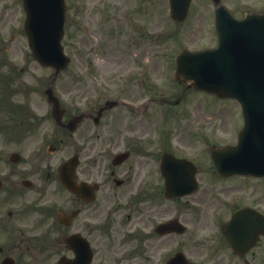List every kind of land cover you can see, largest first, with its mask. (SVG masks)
<instances>
[{"label":"rangeland","instance_id":"1","mask_svg":"<svg viewBox=\"0 0 264 264\" xmlns=\"http://www.w3.org/2000/svg\"><path fill=\"white\" fill-rule=\"evenodd\" d=\"M67 2L70 3V30L65 36L64 45L66 53L72 58L69 71L85 75L84 63L88 59H94L97 69L95 75L101 76L108 83L117 78L116 69L124 70L125 66L137 67L139 74H143L145 78L143 80V77H140L139 83L136 81V84L127 90L124 89V94L122 93L124 96L136 101L145 94L164 92L167 96H171L173 102L168 108L152 105L146 117L135 120L133 124L128 123V115H123L121 119L126 131H132L138 137L145 136L143 138L147 140L141 141V148L146 152H154L155 157L160 155L164 149L163 142L166 141L168 143L164 142V145L169 150L175 151L173 144H178L182 152L195 156L202 162L206 161L207 165L208 162L211 163L208 146L204 150L206 145H200L197 138L203 133L207 135L204 136L205 138L222 141L237 124L235 115L237 108L231 103L227 105L214 102L219 100L209 94L193 93L201 96L194 100L189 96L188 91L183 94V87L178 88L176 92L175 81L171 74L173 58L182 46V40L196 45L194 47L210 46L214 43V31L210 25L212 7L210 8L209 2L195 1L196 8L193 10L190 22L183 27V31H176L179 26L163 16L168 10L167 0H68ZM226 2L230 3L238 14L247 7H264V0H226ZM24 22L22 0H0V64L3 60L9 59L12 67L20 73L22 81V84L18 83L17 87H20L18 92L14 93L12 100L7 101L5 105L11 106L13 112L14 107L16 110V106L22 107L27 103V106L39 115H44L48 113L46 97L42 95L41 98H35L31 92L37 89L44 91L48 87V80L53 70L41 67L33 60L24 32ZM148 32L150 36L151 33L156 35L169 32V37L147 38L145 35ZM175 32L177 35L171 38V33ZM0 73L13 74L10 67L8 69L0 67ZM68 74L69 72L66 71L59 76L57 91L89 89L91 82L77 83L71 74L69 82ZM178 99L179 102L176 104ZM8 117L0 110L1 121L18 120L15 114L12 115V119ZM51 123V120L43 121L40 130ZM156 138L160 141L154 145ZM4 143L8 152L21 149L0 136V145ZM141 161L147 165L149 160ZM201 179L206 180V183L196 197L186 201L171 202L169 215L185 221L189 229L185 235L171 238L166 243L172 254L181 247V251L196 264L204 256L202 252L206 249L205 245L216 241L215 237L200 239L199 236H212L210 232L219 228L214 224L220 225L228 216L230 207L224 202L231 201L229 198L232 188L242 189L244 195H252L251 199L255 200V203L257 201L264 203L263 182L221 180L210 175ZM218 249L215 264H230L226 259L232 255L223 238L219 240ZM147 251L152 257L145 255L144 251V257L148 259L144 264H153L151 262L154 257L153 249L147 248ZM252 261L253 264H264V244L255 251Z\"/></svg>","mask_w":264,"mask_h":264},{"label":"flooded vegetation","instance_id":"2","mask_svg":"<svg viewBox=\"0 0 264 264\" xmlns=\"http://www.w3.org/2000/svg\"><path fill=\"white\" fill-rule=\"evenodd\" d=\"M62 108L52 139L40 142L32 125L22 124L25 137L10 142L21 149L0 150V264L146 263L138 251L160 252L171 236L155 233L169 215L170 198L161 173L141 161L148 160L145 136L106 119L85 120L71 133L70 98ZM96 109L88 112L94 116ZM74 156L70 182L66 164ZM238 260L233 264H246Z\"/></svg>","mask_w":264,"mask_h":264},{"label":"water","instance_id":"3","mask_svg":"<svg viewBox=\"0 0 264 264\" xmlns=\"http://www.w3.org/2000/svg\"><path fill=\"white\" fill-rule=\"evenodd\" d=\"M37 1L39 0H26V9L29 11L27 32L30 45L40 62L46 65H54L57 70H60L67 63L60 47V40L64 33L62 24L64 12L59 8L58 0H40L46 1L45 12L43 11V14L31 12ZM47 11H51V13H47ZM180 14L184 18L186 9L181 8ZM218 31L220 36L219 49L205 52L198 57V63H210L206 71V82L210 87L207 89L211 91L218 89V93L222 96L231 94L233 91L231 87L233 79L230 75L232 59L239 62L235 54L244 53L247 59L245 63L252 70L250 78H247L248 82H253L254 91H264V77L259 75V70L264 65L259 57L263 56L262 51H264V16L252 15L237 21L220 10L218 13ZM234 52L237 53L234 54ZM55 59L60 60V63L54 64ZM235 77L236 80H242L240 76L235 75ZM237 97L241 99V97ZM247 102L251 105L252 100L249 103V99H247Z\"/></svg>","mask_w":264,"mask_h":264}]
</instances>
